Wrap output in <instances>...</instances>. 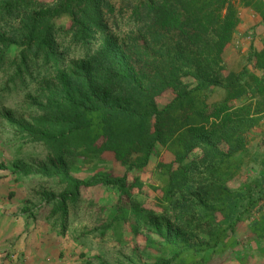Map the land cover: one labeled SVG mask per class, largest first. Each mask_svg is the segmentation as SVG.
<instances>
[{"label":"trees","instance_id":"obj_1","mask_svg":"<svg viewBox=\"0 0 264 264\" xmlns=\"http://www.w3.org/2000/svg\"><path fill=\"white\" fill-rule=\"evenodd\" d=\"M119 3L116 8L111 0H0V21H10L7 28L0 24L6 85L25 84L36 68L56 71L40 80L42 96L30 98L28 116L4 113L15 136L47 148L45 163L2 161L0 169L17 179L37 174L65 184L44 195L47 203L54 201L55 214L46 224L60 236L82 187L113 190L115 199L99 225L84 226L76 240L109 233L125 246L142 234L144 248L132 246L134 264H215L218 254L222 258L237 244L236 227L245 217H252L250 237L264 259V164L248 157L244 182L235 189L228 184L240 174L254 131L264 145V40L238 69L224 58L239 7L258 4L264 17L263 1ZM116 10L129 12L122 39L106 18ZM67 42L83 50L69 66ZM163 96L168 98L161 102ZM103 152H111L124 171L104 169L83 178L71 171L76 162L82 168ZM163 152L171 160L155 165V211L137 198L142 181L135 172ZM242 256L239 264L247 254Z\"/></svg>","mask_w":264,"mask_h":264},{"label":"rangeland","instance_id":"obj_2","mask_svg":"<svg viewBox=\"0 0 264 264\" xmlns=\"http://www.w3.org/2000/svg\"><path fill=\"white\" fill-rule=\"evenodd\" d=\"M52 1V0H45ZM116 5L120 6L119 0H111ZM128 11L123 10L121 13L116 12L113 15H107V22L112 32L118 39H122L125 33L129 30ZM7 18L0 21L1 26L8 27ZM66 18H59L58 23H66ZM12 23H10L11 25ZM66 58L64 63L68 66L69 62L74 58L80 56L83 51L77 45L65 44ZM238 52V51H237ZM240 54V53H239ZM225 61L230 68L236 67L237 53H226ZM239 67V66H237ZM56 71L52 68H36L34 78H28L25 84L17 83V86L12 87L11 83L6 85L8 75L0 70V162L8 161L9 163L15 160L26 162L30 166H38L45 163L47 157V148L38 142L29 140H21L20 137L14 135V130L8 124L4 113L9 111L14 115L23 114L28 116L32 110L29 100L32 96L40 98V80L42 78H51L55 76ZM30 93V95H28ZM168 97H161V102L167 100ZM33 105V104H32ZM34 106V105H33ZM252 133L248 140L247 157L244 159L243 166L237 178L229 181L230 188H237L244 182L247 177L245 163L247 158H254L260 164H264L262 156L264 155V145H261L262 135ZM158 160L170 161L171 155L163 152L160 157H152L149 164L139 172H135L142 181L141 187H137L136 196L139 201L147 208H152L159 211L160 208L156 205L159 195L160 182L156 178L155 165ZM7 162V163H8ZM76 162L71 166V171L78 177H86L96 171L110 169L114 174H120L124 168L115 162L111 152H103L94 157L92 163L83 164ZM258 173V170L256 171ZM131 173L129 176L135 175ZM9 187L3 188L5 193L0 194V201H6L10 206H18L19 212L24 215L25 221L46 223L49 219L54 220L55 214L51 213V207L54 201L47 203L45 201V193L61 191L65 184L57 179L49 178L37 174L29 176L20 175L15 178L12 173L9 174ZM254 175V174H253ZM3 191V192H4ZM115 199V192L113 190L105 189L103 186L82 187L80 190V197L76 203V207L69 205L66 224L67 228L64 235L60 236L58 240L61 245V250L57 249V254L60 257L58 261L60 264H134L137 260L133 253L132 246H137L140 249L145 246V237L142 234L137 235L127 245L120 246L108 233L104 238L96 237L95 235H87L76 240V236L82 231L84 226L92 227L99 225L100 220L104 218L105 209ZM252 222V217H245L237 224L238 242L230 247L221 258L218 254V259H214L215 264H239V255L242 257L247 254L244 264H264V259L257 252L258 245L255 240L251 239L249 232V225ZM42 226H44L42 224ZM55 227V231H57ZM264 245V243H262ZM246 249V251H245ZM229 251V253H228ZM216 256V255H215ZM147 260V256H145Z\"/></svg>","mask_w":264,"mask_h":264},{"label":"crops","instance_id":"obj_3","mask_svg":"<svg viewBox=\"0 0 264 264\" xmlns=\"http://www.w3.org/2000/svg\"><path fill=\"white\" fill-rule=\"evenodd\" d=\"M261 1L264 3V0ZM239 18V24L224 52V56L226 53H237L236 67L233 69L242 67L250 52L261 49L264 40V17L258 4L240 6ZM9 176L7 170L0 169L2 196L9 187ZM17 207L0 201V264H60L57 249H62L58 244L61 237L45 222L25 221V216Z\"/></svg>","mask_w":264,"mask_h":264}]
</instances>
